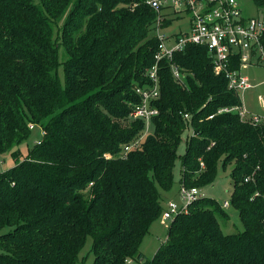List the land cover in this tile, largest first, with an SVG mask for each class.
<instances>
[{
	"label": "trees",
	"instance_id": "trees-1",
	"mask_svg": "<svg viewBox=\"0 0 264 264\" xmlns=\"http://www.w3.org/2000/svg\"><path fill=\"white\" fill-rule=\"evenodd\" d=\"M155 19L145 0H0V163L15 161L0 171V264H74L89 237L92 264H264V118L218 113L241 99L207 46L174 53L182 82L159 61V113L141 145L121 153L145 128L132 111L156 61ZM30 123L43 135L24 155L16 147ZM189 127L181 183L207 184L218 164L234 165L230 205L244 229L224 232L228 213L203 197L144 262L139 246L163 213L159 188L173 185Z\"/></svg>",
	"mask_w": 264,
	"mask_h": 264
},
{
	"label": "built area",
	"instance_id": "built-area-1",
	"mask_svg": "<svg viewBox=\"0 0 264 264\" xmlns=\"http://www.w3.org/2000/svg\"><path fill=\"white\" fill-rule=\"evenodd\" d=\"M145 2L156 11L153 34L158 38L159 44L155 55L156 61L147 71L150 82L135 88L141 101L134 106L132 116L143 119L145 128L138 139L122 148L123 156L141 145L150 131L153 117L159 113L154 102L160 94L158 69L159 61L162 59L170 61L173 76L182 82L185 73L177 63L172 62L174 53L184 50L188 44L205 45L213 58L215 71L224 73L229 81V88L237 91L239 95L241 91L254 87L249 77L243 75V71L252 64L264 63V17L245 15L238 0H145ZM184 14L189 16V28L167 33L166 28ZM168 20L170 24L166 25ZM235 60L240 63L239 69L230 68ZM222 112L238 113L241 119H249L254 124L260 123L264 118L248 112L242 103L222 107L218 113ZM214 115L211 114L209 118ZM183 117L190 122V113H184ZM34 126L30 123L31 128ZM109 156L110 154H106V157ZM201 164L203 166L202 162ZM180 192L182 206L169 202L162 213L166 220L188 213L192 203L204 197L198 187L186 186L184 183ZM229 205V201L224 202L225 207Z\"/></svg>",
	"mask_w": 264,
	"mask_h": 264
},
{
	"label": "rangeland",
	"instance_id": "rangeland-1",
	"mask_svg": "<svg viewBox=\"0 0 264 264\" xmlns=\"http://www.w3.org/2000/svg\"><path fill=\"white\" fill-rule=\"evenodd\" d=\"M241 4L242 10L247 16L263 17V10L256 5L254 0H238ZM189 28V16L182 15L177 21H174L170 26L166 28L167 33L180 32ZM243 75L249 77L254 87L241 91V103L253 115L264 117V63L252 64L243 71ZM64 81V79H62ZM134 119H136L134 117ZM193 129L187 128L183 134L182 142L180 143L177 153L178 159L174 166V181L169 190H163L159 188L161 193V202L163 208H167L169 202H175L179 207L182 206V197L180 188L182 185V172L183 165L181 157L185 153L187 148V135H192ZM43 130L40 125H35L31 130L29 138L21 143L18 147L25 155L29 148L42 139ZM15 161L8 154L4 160L0 163V171L6 170L10 166H13ZM234 165H229L226 168L220 163L217 167L215 178L202 185V183L195 184L199 188L200 193L204 197L213 198L219 202L229 215V219H220L221 226L226 233H238L244 229V224L239 216V211L232 205L224 206L225 201L230 202L231 193L233 191V177L231 174ZM173 221L172 219L166 220L161 214L152 223L149 232L142 239L139 250L144 255V262L148 259L154 258L157 253L163 248V245L167 239L169 225ZM93 239L88 238L83 250L80 254V260L74 264H92L94 255L91 250ZM127 264H146L141 261L129 260Z\"/></svg>",
	"mask_w": 264,
	"mask_h": 264
}]
</instances>
